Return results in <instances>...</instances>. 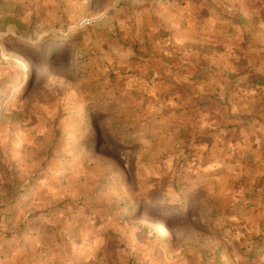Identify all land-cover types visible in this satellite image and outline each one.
I'll list each match as a JSON object with an SVG mask.
<instances>
[{"label": "rangeland", "instance_id": "374dc122", "mask_svg": "<svg viewBox=\"0 0 264 264\" xmlns=\"http://www.w3.org/2000/svg\"><path fill=\"white\" fill-rule=\"evenodd\" d=\"M174 5L221 15V0H0V264H264V148L235 158L162 83L158 103L139 97V24Z\"/></svg>", "mask_w": 264, "mask_h": 264}, {"label": "crops", "instance_id": "0c3cea01", "mask_svg": "<svg viewBox=\"0 0 264 264\" xmlns=\"http://www.w3.org/2000/svg\"><path fill=\"white\" fill-rule=\"evenodd\" d=\"M188 6L143 16L139 97L158 103L162 83L178 118L188 112L197 127H221V149L229 146L235 158H262L264 0H221V15L188 13Z\"/></svg>", "mask_w": 264, "mask_h": 264}, {"label": "built area", "instance_id": "2783aa9c", "mask_svg": "<svg viewBox=\"0 0 264 264\" xmlns=\"http://www.w3.org/2000/svg\"><path fill=\"white\" fill-rule=\"evenodd\" d=\"M97 19L93 17H82L74 25H72V30H80L83 28H89L96 24Z\"/></svg>", "mask_w": 264, "mask_h": 264}, {"label": "trees", "instance_id": "16d2710c", "mask_svg": "<svg viewBox=\"0 0 264 264\" xmlns=\"http://www.w3.org/2000/svg\"><path fill=\"white\" fill-rule=\"evenodd\" d=\"M43 40H45V39H43ZM93 145H94L93 142L85 143V147L88 148V149L92 148ZM128 210L131 212L132 209H128ZM164 229H165V228H164ZM164 229H163V231H164ZM163 231H159L158 229H156V232H157V233H163ZM263 254H264V252H263Z\"/></svg>", "mask_w": 264, "mask_h": 264}, {"label": "bare ground", "instance_id": "6f19581e", "mask_svg": "<svg viewBox=\"0 0 264 264\" xmlns=\"http://www.w3.org/2000/svg\"><path fill=\"white\" fill-rule=\"evenodd\" d=\"M163 229H164V226L162 224H160L159 227H158V230L159 231H163Z\"/></svg>", "mask_w": 264, "mask_h": 264}]
</instances>
